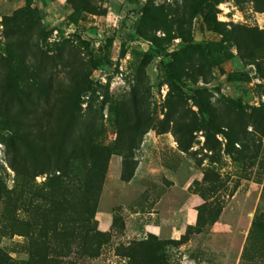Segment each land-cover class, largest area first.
<instances>
[{
	"label": "rangeland",
	"instance_id": "obj_1",
	"mask_svg": "<svg viewBox=\"0 0 264 264\" xmlns=\"http://www.w3.org/2000/svg\"><path fill=\"white\" fill-rule=\"evenodd\" d=\"M80 135L113 148L91 221L65 157ZM257 212L264 0H0V264H128L148 237L169 264H264Z\"/></svg>",
	"mask_w": 264,
	"mask_h": 264
},
{
	"label": "trees",
	"instance_id": "obj_2",
	"mask_svg": "<svg viewBox=\"0 0 264 264\" xmlns=\"http://www.w3.org/2000/svg\"><path fill=\"white\" fill-rule=\"evenodd\" d=\"M65 145L70 148L65 156L67 159V167L71 168L70 172L75 178L73 179L75 181V188L82 196L84 206L91 221L94 216L96 194L102 190V185L105 183L109 160L113 155V148L105 146L103 142L97 138H88L84 135H80L78 140L69 141ZM123 158V168H125L127 159L124 156ZM78 164L81 165L79 170V172L82 173L81 177H76L78 171H76L75 168ZM136 168L137 166L134 168L127 181L133 178ZM61 172L64 173V171ZM76 182H78V184ZM220 215L221 214H218L217 217L212 220L213 224L218 221ZM256 233H260L262 238H264V214L261 212L255 214L247 237V244ZM96 235H99V232L96 230H89L87 232V237H90L92 240ZM102 236L106 238L109 235L102 234ZM109 241V238L106 239L105 244ZM164 245L165 243L163 241L148 237L146 240L132 242L125 248L122 256L128 259V264H169L164 254ZM100 246L101 245H97L96 248L92 246L85 254L77 251L73 253L75 256L79 255V258L92 259L99 256ZM120 254L121 253H119V255Z\"/></svg>",
	"mask_w": 264,
	"mask_h": 264
},
{
	"label": "crops",
	"instance_id": "obj_3",
	"mask_svg": "<svg viewBox=\"0 0 264 264\" xmlns=\"http://www.w3.org/2000/svg\"><path fill=\"white\" fill-rule=\"evenodd\" d=\"M120 161H115V165H114V170L119 169L121 170L122 168V160L121 158H118ZM138 165H137V168L135 170V174L133 176V178L128 181V184H133V183H136V182H141V186H142V180L144 181L145 179H148L150 176H151V173H148L146 172V169L149 168V169H153V170H157L155 168H153L150 164H148L147 162V159H145L144 157H139L138 159ZM113 162V161H112ZM119 176H121V173L119 174ZM146 188V186L144 187ZM146 189H144V191L142 192H145ZM139 193V196L143 193ZM195 200V199H194ZM112 214L111 213H108V212H105V211H101V223H104L105 226L109 227V224L111 222V216ZM136 216L139 215V212H137L135 214ZM152 216H156V214L154 213H151ZM145 235H154V236H158L161 238V223H157L156 222V219L154 218L153 221H148L146 222L145 224ZM183 226H180V227H173V230L171 232V237L173 239H179L182 235H183Z\"/></svg>",
	"mask_w": 264,
	"mask_h": 264
}]
</instances>
